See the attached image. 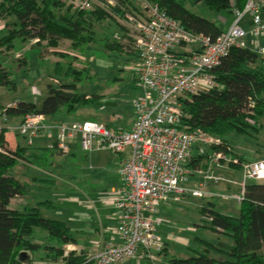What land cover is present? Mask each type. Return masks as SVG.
<instances>
[{"label":"trees","instance_id":"16d2710c","mask_svg":"<svg viewBox=\"0 0 264 264\" xmlns=\"http://www.w3.org/2000/svg\"><path fill=\"white\" fill-rule=\"evenodd\" d=\"M132 0H119L120 7H129ZM169 16L180 21L187 29L216 38L225 30L224 26L200 16L186 8L185 2L196 4L204 1L206 6L216 12H229L234 8L243 9L247 0H151ZM107 8L95 5L88 10H74L63 0H0V19L5 20V28L0 34V50H11L16 41L36 40L45 42L44 47L57 48L63 40H70V47L88 57L106 58L116 53L137 58L134 39L130 33L116 34L111 29V20L116 18ZM125 12V11H123ZM106 29L99 31L98 25ZM59 56L51 64L52 81L47 83V95L39 104L34 100H19L15 106L8 107V113L15 119L26 114L42 113L56 115L74 114L93 104H99L103 94L90 93L79 85L92 82L94 75L88 67L74 65L79 55L69 50H54ZM42 56V51H41ZM18 64L27 65V59L19 58ZM22 61V62H21ZM26 63V64H25ZM91 63V62H90ZM25 72L29 68L24 69ZM219 86L194 94L186 99L181 123L187 129L201 128L221 143L207 147L206 153L199 155L208 163L216 151H222L231 158L229 165L240 167L245 158L233 149L236 134L257 136L264 119V61L260 54L250 46L234 45L221 61L210 70ZM14 71L0 60V87L14 89ZM113 76L112 79H121ZM57 79V81H54ZM0 106H5L0 103ZM84 120H95L88 117ZM97 121V120H95ZM5 130L0 135V264H82L86 254L70 253L64 256L63 246L68 242L80 243L79 230L57 217L42 213L41 209L54 207L51 199L39 200L36 193L48 189L55 179L31 174L32 165L47 170L43 162L51 161L54 149L60 151L55 141L48 150L42 147H12ZM45 149V150H44ZM199 158H191L194 166ZM224 161V160H221ZM24 166L22 179L15 175L19 166ZM32 196L30 204L13 207L12 199ZM35 196V197H34ZM202 216L210 223V228L225 235L229 241H204L205 251L196 250L186 257L172 255L167 257L166 246L160 251L163 264H264V180L247 181L243 188L238 215H230L216 208L215 202H208L202 208ZM21 252L27 253L26 260L18 258ZM210 252L224 256L223 259L210 255ZM85 264H93L88 261Z\"/></svg>","mask_w":264,"mask_h":264},{"label":"built area","instance_id":"2783aa9c","mask_svg":"<svg viewBox=\"0 0 264 264\" xmlns=\"http://www.w3.org/2000/svg\"><path fill=\"white\" fill-rule=\"evenodd\" d=\"M63 1L74 10H88L95 5L113 10L119 5V0ZM133 2L131 8L120 7L130 9L124 14L134 28L131 35L137 51L136 83L143 88L142 95L134 99L136 114L130 125L115 128L95 120L48 121L42 113L26 114L14 121L7 109L16 102L0 106V135L5 130H17L29 144L39 136H54L64 153L79 138L83 150L109 148L122 156L117 168L119 183L108 198L116 225L109 236L93 242L82 264H122L140 251L156 260L164 247L159 231L160 203L177 201L187 193L197 197L210 194L204 189L206 184L187 186L191 173L187 161L195 147L205 153L207 147L217 146L221 140L181 123L184 102L219 86L210 70L232 46H248L245 37L249 32L255 38L264 34V0H247L243 9L234 8L233 22L216 38L187 29L151 0ZM246 15L250 16L249 27L245 25ZM254 45L264 60V45L255 41ZM227 159L239 162L222 151L214 152L211 162ZM239 164L243 188L248 180H264V157ZM205 173L211 174V166ZM63 251L64 256L82 254L81 246L73 242L66 243Z\"/></svg>","mask_w":264,"mask_h":264},{"label":"rangeland","instance_id":"374dc122","mask_svg":"<svg viewBox=\"0 0 264 264\" xmlns=\"http://www.w3.org/2000/svg\"><path fill=\"white\" fill-rule=\"evenodd\" d=\"M129 5L130 8L134 6L133 0ZM185 6L190 11L211 19L220 26L227 28L233 22L231 13L212 11L206 6L204 1L196 4L186 1ZM120 10L122 11H110L112 14H116V18L111 20L110 27L116 30V34H124V37L127 38L128 33L132 34L134 28L127 21L123 11L130 9ZM224 18H226L227 22ZM262 18L264 20V10L262 11ZM245 19L250 20V16L246 15ZM106 27V22L104 25L97 26L99 31L106 29ZM5 28H7L5 20L0 19V34ZM35 41L21 42L17 40L16 46L11 50H0V60L4 61L3 63L14 71L12 78L16 83L14 89L0 87L1 104L9 105L19 100H34L40 104L47 95V83L52 81L50 76L51 64L59 59L54 50H69L79 55V59L74 60V65L78 67L86 65L90 74L94 75L92 82L85 81L79 87L90 93L103 94L106 96V100L102 104H93L79 110L77 113L67 114L65 117L68 120H82L88 118L87 112L89 110H102L106 113L104 116L105 120L111 127H125L127 121L134 118V114H136L134 99L143 93V88L136 83L138 76L136 58L132 57L130 59L127 55H118L116 53L106 58H90L78 50L71 49L70 40H63L57 48L44 47L43 44L45 42L38 44ZM245 41L248 46L255 49L254 41L256 44H264V34L259 38H255L249 32L245 37ZM19 58L27 59V65H23L24 62L22 61L23 64L19 65L17 60ZM25 68H29V71L25 72ZM113 76L122 78L114 80L112 79ZM101 107L103 108L100 109ZM257 136L258 140L250 135L236 134V138L239 140L236 145L237 150L241 153H247L251 152L252 147L255 149L261 147V151L264 153L263 135L257 134ZM8 137L11 139L14 137L21 143L27 142L24 136L17 133V130L9 129ZM75 150L76 153L74 155L68 152L59 153L55 150L51 159L53 164H50V161L43 162L48 172H44L45 174L40 172V174L44 177L55 179V183L49 185L48 189H43L36 193L37 199H51L54 202V207L43 208L41 211L50 217L65 220L73 228L84 227V217L85 215L86 217L89 216L91 218L89 231H93L100 224L99 217L101 216L105 227L111 224L110 230L113 231L115 217L112 216V213H109L110 209L103 205V191L101 189L106 186L110 187V178H112L115 170L113 155L117 153L109 148H96L86 151L81 148L79 143ZM247 157L249 161H255L258 155L249 153ZM209 166L212 167L213 176L221 178L219 184L223 187L224 193L213 194L208 191L212 195L208 194L203 197L191 194L184 198L182 196L178 201L172 199L162 201L159 205V231L163 240L168 243L167 250L169 251L167 257L172 255L186 257L194 254L196 250L205 251L204 241L214 243L219 240L229 241L225 235L210 228V223L201 215V211L202 206L206 205L209 199L215 201L217 209L224 213L238 215L240 201L237 197L242 194V170L240 167L235 168L229 165V159L224 160V162L210 161ZM23 170H25V167L20 165L15 172V175L20 179H22L20 173ZM204 178L206 181V176ZM210 186L207 189L212 188ZM23 200L24 198L15 199L14 205ZM210 255L220 259L224 258V256L214 252H210ZM158 258L157 264H162L163 254H160ZM136 262H130L129 264H136Z\"/></svg>","mask_w":264,"mask_h":264},{"label":"crops","instance_id":"0c3cea01","mask_svg":"<svg viewBox=\"0 0 264 264\" xmlns=\"http://www.w3.org/2000/svg\"><path fill=\"white\" fill-rule=\"evenodd\" d=\"M224 20L226 21V18H224ZM227 22V21H226ZM225 23V22H224ZM226 24V23H225ZM250 24L251 23H249V19L248 20H246V25L249 27L250 26ZM225 29H226V27H225ZM264 45V44H263ZM135 58V57H134ZM264 61V60H263ZM4 62V61H3ZM105 100H106V96L104 95V97L102 98V100H101V102L99 103V104H102V102L104 103L105 102ZM103 107H101L100 109H102ZM68 113H59V114H56V115H50V116H48V115H46V119L48 120V121H56V122H59V121H81V120H74V119H72V120H68L66 117H65V115H67ZM69 115V114H68ZM87 115H88V117H91V118H94L95 120H97V121H99V122H103L104 124H106V125H108V126H110L108 123H107V121L105 120V115H106V113H104V111H102V110H89L88 112H87ZM59 116V117H58ZM134 118H135V114H134ZM133 118V119H134ZM18 119V118H17ZM133 119H129V121H127V124H126V126H128V125H130V123L132 122V120ZM82 120H84V119H82ZM14 121H17V120H15L14 119ZM263 125L261 126V129L259 130V132L258 133H256V134H262L263 136H262V139L264 140V119H263ZM125 126V127H126ZM111 127V126H110ZM115 128H117V127H115ZM6 137H7V139H8V141H9V143H10V145L12 146V147H14V146H16V145H18V144H20V145H22V146H31V147H42V148H45L46 150H48V148L50 147L51 149L54 147V143H55V137L54 136H39V137H37V138H34L33 139V142L31 143V144H29V142H28V138H26V140H27V142H23V143H21L20 141H18V140H16L14 137H12V139L11 138H9L8 137V131L6 132ZM254 138H258V136H254ZM258 140V139H257ZM238 142H239V140H238V138H236V135L234 136V140H233V143H232V145H233V149H234V152H236L237 154H239V155H241V156H243L244 158H245V160H248V157H247V155L249 154V153H251V154H253V153H256L257 155H258V157H256V160L257 159H261V158H263L264 157V153L261 151V147H259V148H257V149H255V148H253L252 147V150H251V152H247V153H241L240 151H238L237 150V148H236V145L238 144ZM78 143H79V141H78V138H76V139H74L73 141H72V144L70 145V151L68 152L69 154H72V155H74L75 153H76V146L78 145ZM74 145V146H73ZM79 145H80V143H79ZM44 149V150H45ZM54 150H56V151H58L57 149H54ZM201 150L199 149V148H197V147H195L194 149H193V153H192V157H193V159H197V158H199V165H197V166H194L195 164H193V163H191V158L187 161V166L191 169V173H190V177H189V181L187 182V186H189V187H197V186H200L201 184H206L205 185V187H204V189H206L207 191H211V193H213V194H216V193H218V194H222V193H224V191H223V187H221V185L219 184L220 182H221V178H218V177H215V176H213V174H212V167H211V174L210 175H207L205 172L207 171V169L210 167L209 165H210V161H211V159H210V161L208 162V163H206V164H208V168L205 170V165H201V164H204L205 162H207V160L205 159V158H200V156L199 155H202V154H204V153H202V152H200ZM206 151H207V148L205 149V153H206ZM113 157H114V161H113V165L115 166V170H114V174L112 175V178H110V184H109V186L110 187H108V186H106L105 188H103V189H101L102 191H103V197H102V202H103V205L105 206V207H107V208H109L110 209V212L109 213H112V216H114V209H113V205H112V203L108 200V198H109V195H110V193H111V191L114 189V187L115 186H117L118 185V183H119V179H120V177H119V173H118V165H119V162H120V160H121V155L120 154H115V155H113ZM230 157V156H229ZM224 162V161H223ZM29 169V172L31 173V174H37V175H40V176H42L41 174H40V172H42V173H46V172H48L47 170L45 171V170H43V169H40L39 167H37V166H35V165H32L30 168H28ZM25 171V170H24ZM23 171V172H24ZM205 171V172H204ZM26 172V171H25ZM44 173V174H45ZM206 176V178H207V180L205 181V177ZM218 184H219V186H218ZM212 186V188H210V189H207L208 188V186ZM210 186V187H211ZM210 193V194H211ZM189 195H191V194H185L184 196H183V198L184 197H187V196H189ZM212 195V194H211ZM35 197V196H34ZM19 199V197H16V198H14V199H12V201H11V205L12 206H15V207H23V206H26V205H28V204H30V199L32 198V196H28V197H26V198H24V200L23 201H21V202H17L16 203V205H14V200L15 199ZM21 198V197H20ZM23 199V198H22ZM173 200V199H172ZM175 201V200H174ZM178 201V200H177ZM208 202H212V200H209L208 199ZM213 202H215V201H213ZM204 206V205H203ZM202 206V207H203ZM215 206H216V208H217V205H216V202H215ZM221 211V210H220ZM221 212H223V211H221ZM224 213V212H223ZM225 214H227V213H225ZM201 215H202V211H201ZM115 217V216H114ZM100 218V224L99 225H97V227L93 230V231H89L90 229V217L89 216H87L86 217V215H85V217H84V219H85V221H84V223H85V226L84 227H81V228H73L72 226V228L74 229V230H79L80 231V235H81V238H82V242H80V243H76V244H78L79 246H81V248H82V253H85V254H87V252L88 251H90L91 250V248L93 247L92 245H93V242L94 241H97V240H99V239H101V238H106L107 236H109V234L110 233H112L113 231H111L110 230V225L111 224H108L106 227H105V225L102 223V220H101V216L99 217ZM115 225H116V220H115V223H114V227H115ZM161 234V233H160ZM162 236V235H161ZM162 239H163V237H162ZM164 241V240H163ZM164 243H165V246H166V248L168 249V243L167 242H165L164 241ZM167 251H169V250H167ZM159 258H157L156 260H153V259H150V258H148V257H146L145 255H144V253L142 252V251H140L139 253H138V255L136 256V257H134V258H131V259H128V260H126L125 262H123L122 264H129L130 262H135V261H137L136 262V264H157V260H158ZM165 262V258H164V256H163V262H161L162 264Z\"/></svg>","mask_w":264,"mask_h":264},{"label":"water","instance_id":"95a60500","mask_svg":"<svg viewBox=\"0 0 264 264\" xmlns=\"http://www.w3.org/2000/svg\"><path fill=\"white\" fill-rule=\"evenodd\" d=\"M27 253L26 252H21L20 254H19V256H18V258L20 259V260H26L27 259Z\"/></svg>","mask_w":264,"mask_h":264}]
</instances>
